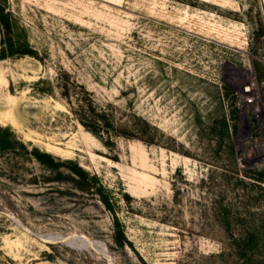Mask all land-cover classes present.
<instances>
[{
    "label": "rangeland",
    "instance_id": "1",
    "mask_svg": "<svg viewBox=\"0 0 264 264\" xmlns=\"http://www.w3.org/2000/svg\"><path fill=\"white\" fill-rule=\"evenodd\" d=\"M1 9L0 264H264V0Z\"/></svg>",
    "mask_w": 264,
    "mask_h": 264
},
{
    "label": "trees",
    "instance_id": "2",
    "mask_svg": "<svg viewBox=\"0 0 264 264\" xmlns=\"http://www.w3.org/2000/svg\"><path fill=\"white\" fill-rule=\"evenodd\" d=\"M0 15L2 16V18H3L4 20H6V18H7V16H8V14H6V13L4 12V9H1V11H0ZM6 24H7V26H9L7 22H6ZM86 127H87V124H86ZM87 128H88L90 131H92L94 134H96V135L99 133L97 128H89V126H88ZM8 131H10L8 128H3V127L0 126V139H1L2 141H3V139H4L2 133H3V132H8ZM14 139L17 140V138H16L15 135H14ZM17 141H18V140H17ZM0 146H3V144L0 143ZM23 147H24V144H23ZM35 151L37 152V150H35ZM44 154H45V153H41V155H44ZM47 155H48V154H47ZM115 227H116L117 230H121V228H120V223H119L118 221H116V225H115Z\"/></svg>",
    "mask_w": 264,
    "mask_h": 264
}]
</instances>
